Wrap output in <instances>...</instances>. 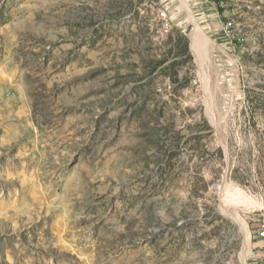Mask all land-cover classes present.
Here are the masks:
<instances>
[{
  "label": "rangeland",
  "instance_id": "374dc122",
  "mask_svg": "<svg viewBox=\"0 0 264 264\" xmlns=\"http://www.w3.org/2000/svg\"><path fill=\"white\" fill-rule=\"evenodd\" d=\"M263 220L264 0H0V264H264Z\"/></svg>",
  "mask_w": 264,
  "mask_h": 264
},
{
  "label": "bare ground",
  "instance_id": "6f19581e",
  "mask_svg": "<svg viewBox=\"0 0 264 264\" xmlns=\"http://www.w3.org/2000/svg\"><path fill=\"white\" fill-rule=\"evenodd\" d=\"M197 37H199V36L197 35ZM193 45H194V48H195V49H196V48L198 49L199 46H201V45L199 44V40H197V38H196V40H195V39L193 40ZM197 49H196V50H197ZM231 192H232V190H231ZM233 200H234V199H233ZM242 203H243V202H242ZM229 217L234 218V219H235L234 221H237L238 224L242 226L243 219H242L238 214L233 213V214H230ZM247 236H248V235H247ZM249 251H250V243H249L248 240H246V242H245V244H244V246H243V254L246 255V254H248Z\"/></svg>",
  "mask_w": 264,
  "mask_h": 264
},
{
  "label": "built area",
  "instance_id": "2783aa9c",
  "mask_svg": "<svg viewBox=\"0 0 264 264\" xmlns=\"http://www.w3.org/2000/svg\"><path fill=\"white\" fill-rule=\"evenodd\" d=\"M163 20L165 21L164 28L168 29V21L166 15L163 13ZM256 236L262 242L264 247V220L257 225Z\"/></svg>",
  "mask_w": 264,
  "mask_h": 264
}]
</instances>
